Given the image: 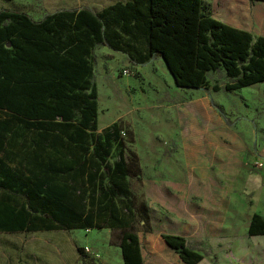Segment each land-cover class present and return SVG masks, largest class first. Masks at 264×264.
<instances>
[{
	"label": "trees",
	"instance_id": "obj_1",
	"mask_svg": "<svg viewBox=\"0 0 264 264\" xmlns=\"http://www.w3.org/2000/svg\"><path fill=\"white\" fill-rule=\"evenodd\" d=\"M99 45L132 65L163 58L180 89L208 88L207 74L223 70L232 80L225 90L238 91L264 82V37L213 19L203 0L118 1L40 21L0 10V233L120 230L110 245L123 264H143L127 182L140 169L129 172L116 124L97 133ZM114 146L118 160L110 164ZM247 234L264 236V217L254 213ZM162 238L183 264L203 260L185 238Z\"/></svg>",
	"mask_w": 264,
	"mask_h": 264
},
{
	"label": "rangeland",
	"instance_id": "obj_2",
	"mask_svg": "<svg viewBox=\"0 0 264 264\" xmlns=\"http://www.w3.org/2000/svg\"><path fill=\"white\" fill-rule=\"evenodd\" d=\"M118 1L128 0H0V10L25 12L40 21L60 10L95 12ZM236 6L228 20L254 38L264 37V3L237 0ZM92 64L97 133L116 124L129 172L140 169L139 177L130 176L127 182L134 229L144 252L145 207L151 206L156 214L173 211L180 203L176 195H200L211 187L207 192L220 197L223 191L225 201L216 200L213 211H204L220 217L225 205V231L215 228L209 233L215 239L197 247L204 256L200 264H264V236L247 234L251 216L264 217V82L226 91L225 84L232 80L218 70L207 74L208 88L180 89L159 56L132 65L126 55L100 45L93 49ZM118 153L114 146L110 164L118 160ZM191 178L196 181L190 184ZM119 235L120 230L110 229L0 233V256H61L69 264H79V257L108 252L122 264L119 247L107 244L118 242ZM151 259L146 264H182L170 257L166 262Z\"/></svg>",
	"mask_w": 264,
	"mask_h": 264
},
{
	"label": "crops",
	"instance_id": "obj_3",
	"mask_svg": "<svg viewBox=\"0 0 264 264\" xmlns=\"http://www.w3.org/2000/svg\"><path fill=\"white\" fill-rule=\"evenodd\" d=\"M236 1L237 0H203L204 4L207 6L210 15L213 19L223 24H226L230 27L239 30H244L250 33V31H248L247 29L239 27L228 20L230 18L229 17L230 13L237 8ZM101 10L95 12L92 10L91 11L93 13H97ZM225 155H228V153H225ZM195 181H196L195 179L192 178L189 179L190 184ZM208 189L212 191L211 187H207V191L209 192ZM207 191L205 188V191L199 193L200 195L197 194L195 195L187 194L181 196L176 195L174 200L175 202L179 201L180 203H179V207L175 208L173 211H169V212L159 211L156 214L151 206L148 207L149 216H150V225L152 230L149 233H145L142 231V234L145 236V242L147 246V250L145 252L143 250L141 239L137 233L141 247V256H142L143 264H146L147 259L150 258H152L151 261L158 260L159 262L160 261L166 262L167 261L166 258L170 257L175 262L176 261L178 262V260L181 262L178 255L171 248H169L167 244L164 242L162 238V235L164 234L177 235L185 238L187 246L193 249L194 251L198 252L199 254H201L202 250H200L197 247H203L206 245V243H211L212 240L215 239L213 238V235H209L210 231L213 232L215 228H216L215 230H221L222 232L225 231V205L221 206L220 217L215 218L212 216L213 215L212 211L216 208L215 207L216 200L225 201V195L223 194L224 192L221 191L222 194L220 195V197H213L212 194L208 193ZM200 199L203 202L201 204H198L197 201ZM193 200H195L194 203ZM187 203L189 205L188 207H190L191 209L190 211L189 210L187 211L185 209ZM199 209H201V211L199 213H196L195 211ZM204 210L206 211L212 210V211L210 215H207L205 214L206 211ZM170 215L172 217H170ZM224 239L225 238H222L221 242H224ZM107 244L110 245V243ZM119 254L123 264L121 252H119ZM79 258H80L79 264H118V262H116L117 256H111L110 254H108V252L106 254L102 253V255L96 254L92 256H84ZM39 263L69 264V262L63 260V257L61 256L40 257L36 255H24L16 258L15 257L7 258L5 255L0 256V264H39Z\"/></svg>",
	"mask_w": 264,
	"mask_h": 264
},
{
	"label": "water",
	"instance_id": "obj_4",
	"mask_svg": "<svg viewBox=\"0 0 264 264\" xmlns=\"http://www.w3.org/2000/svg\"><path fill=\"white\" fill-rule=\"evenodd\" d=\"M162 60H163V58H162ZM163 62H164V64H165V66H166V68H167V65H166V63H165V61L163 60ZM167 70H168V68H167ZM168 72H169V70H168ZM170 73V72H169ZM171 75V74H170ZM171 77H172V75H171ZM173 78V77H172ZM174 81V80H173Z\"/></svg>",
	"mask_w": 264,
	"mask_h": 264
},
{
	"label": "built area",
	"instance_id": "obj_5",
	"mask_svg": "<svg viewBox=\"0 0 264 264\" xmlns=\"http://www.w3.org/2000/svg\"><path fill=\"white\" fill-rule=\"evenodd\" d=\"M85 252H89V249L87 247L84 248Z\"/></svg>",
	"mask_w": 264,
	"mask_h": 264
}]
</instances>
